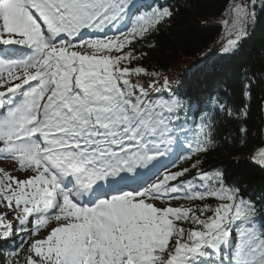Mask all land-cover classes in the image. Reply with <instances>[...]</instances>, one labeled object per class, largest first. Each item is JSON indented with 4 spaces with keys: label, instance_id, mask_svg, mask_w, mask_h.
Segmentation results:
<instances>
[{
    "label": "snow or ice",
    "instance_id": "snow-or-ice-1",
    "mask_svg": "<svg viewBox=\"0 0 264 264\" xmlns=\"http://www.w3.org/2000/svg\"><path fill=\"white\" fill-rule=\"evenodd\" d=\"M249 4L234 6L240 27L218 49L226 56L247 35ZM172 15L138 0H0V158L25 173L0 168V241L25 234L9 256L54 219L25 264H264L255 203L226 187L223 173L200 171L199 160L191 177L164 162L175 167L173 157L213 144L212 125L202 123V137L185 147L181 101L161 93L167 78L129 66L140 58L133 41ZM182 198L204 203L157 205ZM229 249L226 261L212 259Z\"/></svg>",
    "mask_w": 264,
    "mask_h": 264
},
{
    "label": "trees",
    "instance_id": "trees-1",
    "mask_svg": "<svg viewBox=\"0 0 264 264\" xmlns=\"http://www.w3.org/2000/svg\"><path fill=\"white\" fill-rule=\"evenodd\" d=\"M232 0H138L142 5L166 7L173 15L137 38L133 45L134 55L139 56L129 66H143L149 71L161 73L167 78V86L161 89L163 98L173 96L181 101L182 110L175 123L182 124L187 139L177 132L185 144L201 138L202 123L212 125L213 144L206 152L195 153L190 159H181L175 171L190 168L189 177L197 169L191 165L200 161L199 170L223 173L226 187L239 189V195L255 203L258 209L253 227L259 231L264 224V163L258 160V153L264 150V0L254 18L247 24V35L237 50L226 56L220 48L214 51L225 35L218 17L223 16ZM147 11V7L144 9ZM128 49L126 48L125 51ZM146 55L140 56V54ZM183 70V74L179 71ZM175 73L174 76H169ZM133 77V81H135ZM144 77L141 82L150 80ZM163 84V80H159ZM250 88V98L244 96V84ZM223 103L231 112L229 115L218 104ZM247 112L240 116L237 109ZM175 120V118H174ZM245 132H240V128ZM215 207L220 201H205ZM184 207L196 206L201 201L179 199ZM0 211L6 209L0 208ZM8 219H11L9 216ZM185 228L195 227L185 222ZM241 228L246 225H240ZM239 229L234 227L233 242ZM15 231L7 242L0 241V264H25L28 245L37 236L29 237L16 257L9 256L21 243V236ZM231 249L218 253L212 259L227 260Z\"/></svg>",
    "mask_w": 264,
    "mask_h": 264
},
{
    "label": "rangeland",
    "instance_id": "rangeland-1",
    "mask_svg": "<svg viewBox=\"0 0 264 264\" xmlns=\"http://www.w3.org/2000/svg\"><path fill=\"white\" fill-rule=\"evenodd\" d=\"M255 6H254V12L256 13L257 10V6H260V4L262 3V0H254ZM242 4H248L249 8H252V5L249 4V0H232L228 9L224 12L223 16L218 17L216 21H218L219 24L223 25V30L225 35L223 36V40H221L219 43H223V41L225 43H227L228 39L233 38L236 31L238 30V28L240 27L239 21L236 19V15L234 12V6H239ZM122 28L125 27V25L121 26ZM109 34H112L111 32ZM231 34V35H230ZM182 68H180L179 74H183L184 71L182 70ZM175 75V73H173V76ZM187 146V144H185V147ZM173 149H175V143L173 144ZM262 154H264V150L260 151L258 153V160L261 162L262 160ZM165 163L169 164V168L171 169L172 166V162L167 158H163ZM174 160H176L175 157H173ZM178 160V159H177ZM176 160V161H177ZM6 164V168H4L6 171H10L12 172L13 175H16L20 178H23L25 173L24 171H20L18 169V164L16 161L13 160H6L5 159V163ZM176 164V162H175ZM0 165H3V163H0ZM171 204L173 207L176 206H181L177 200H171V201H167V200H162V201H157V205L158 206H167L168 204ZM56 226V221L54 219L50 220V222L48 223V225L45 227V230L42 232V234L38 237L39 238H43L44 236L47 235L48 231L52 228Z\"/></svg>",
    "mask_w": 264,
    "mask_h": 264
},
{
    "label": "water",
    "instance_id": "water-1",
    "mask_svg": "<svg viewBox=\"0 0 264 264\" xmlns=\"http://www.w3.org/2000/svg\"><path fill=\"white\" fill-rule=\"evenodd\" d=\"M263 111H264V109H263Z\"/></svg>",
    "mask_w": 264,
    "mask_h": 264
}]
</instances>
